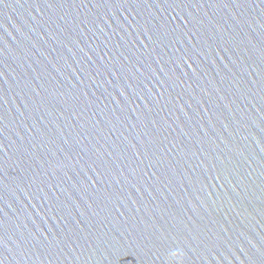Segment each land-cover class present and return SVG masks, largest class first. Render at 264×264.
Returning a JSON list of instances; mask_svg holds the SVG:
<instances>
[{
    "label": "water",
    "instance_id": "water-1",
    "mask_svg": "<svg viewBox=\"0 0 264 264\" xmlns=\"http://www.w3.org/2000/svg\"><path fill=\"white\" fill-rule=\"evenodd\" d=\"M0 264H264V0H0Z\"/></svg>",
    "mask_w": 264,
    "mask_h": 264
},
{
    "label": "clouds",
    "instance_id": "clouds-1",
    "mask_svg": "<svg viewBox=\"0 0 264 264\" xmlns=\"http://www.w3.org/2000/svg\"><path fill=\"white\" fill-rule=\"evenodd\" d=\"M170 257L173 258V259H178L179 258V251L178 250H172L170 253H169Z\"/></svg>",
    "mask_w": 264,
    "mask_h": 264
}]
</instances>
